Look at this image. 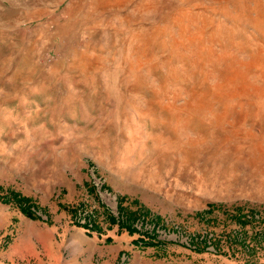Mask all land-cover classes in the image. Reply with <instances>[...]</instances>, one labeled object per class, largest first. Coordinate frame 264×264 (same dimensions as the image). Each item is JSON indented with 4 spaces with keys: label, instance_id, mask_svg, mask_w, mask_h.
<instances>
[{
    "label": "rangeland",
    "instance_id": "rangeland-1",
    "mask_svg": "<svg viewBox=\"0 0 264 264\" xmlns=\"http://www.w3.org/2000/svg\"><path fill=\"white\" fill-rule=\"evenodd\" d=\"M0 264H264V0H0Z\"/></svg>",
    "mask_w": 264,
    "mask_h": 264
},
{
    "label": "trees",
    "instance_id": "trees-1",
    "mask_svg": "<svg viewBox=\"0 0 264 264\" xmlns=\"http://www.w3.org/2000/svg\"><path fill=\"white\" fill-rule=\"evenodd\" d=\"M16 196H19V199L21 201H27V198L25 196H21V194L20 195L17 194ZM24 205H25V210L27 211V213L29 215L33 214V211L30 209L31 206L30 205L26 206V204H24ZM243 205H244V203H242V204H234L232 206V208L230 209L229 206L224 205L223 203L211 202V203L207 204V208L198 210L197 212H199V213H201V212L208 213V212L213 211L214 209H219L220 211L232 216L237 221L242 223V222H245V221H250L253 218L252 214H250L249 212H246L244 210L245 207ZM110 217H111V219L114 222L117 220L116 217H114V216H110ZM127 228H128V231H130V232H133V231L136 232L137 231V230L129 228V227H127ZM138 241L141 242V243H151V244L152 243H162L163 242L162 239L156 238V236H153V235H152V237H150V235H148L147 239H145L144 236L140 237L138 239Z\"/></svg>",
    "mask_w": 264,
    "mask_h": 264
}]
</instances>
